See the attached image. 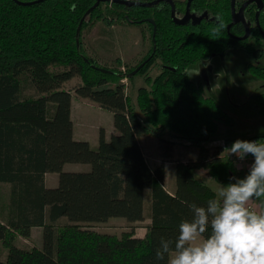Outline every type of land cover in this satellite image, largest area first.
I'll return each instance as SVG.
<instances>
[{
	"label": "trees",
	"instance_id": "16d2710c",
	"mask_svg": "<svg viewBox=\"0 0 264 264\" xmlns=\"http://www.w3.org/2000/svg\"><path fill=\"white\" fill-rule=\"evenodd\" d=\"M95 3L0 0V243L7 249L0 264H163L155 259L160 238L174 240L180 221L190 218L188 205L206 206L216 195L194 170L208 169L219 183L246 175L225 154V146L213 152L205 147L219 126H233L234 118L187 68L234 48L261 59L264 12L261 28L253 26L251 36L239 40L232 35L244 33L242 24L233 26L232 35L227 31L231 0H194L193 10H208L219 21L188 25L175 24L167 5L159 10L104 2L85 16ZM103 6L122 23L143 27L146 19L156 21V49L153 43L136 75L145 74L155 59L161 70L154 79L147 75L150 87L138 89L137 104L121 82V71L87 55L81 33L77 36L84 16L81 32L104 18ZM139 65L125 67L126 73ZM249 70L264 79V66L251 63ZM74 77L81 82L67 90L64 84ZM73 97L113 114L117 132L107 139L101 128L97 149L74 138ZM255 101L264 116V91ZM166 132L200 149L196 159L175 162L173 192L166 187L165 162L152 165L140 142L145 135L158 137L161 146L168 144L170 159L179 143L166 139ZM248 140L264 142V136ZM68 163L85 164L87 171H65ZM48 173L59 175L57 186L48 184ZM4 185L10 188L6 202ZM114 217L151 223L144 237L135 235L134 224L121 235L94 229ZM34 227L43 229L42 247L18 246L16 240L30 239Z\"/></svg>",
	"mask_w": 264,
	"mask_h": 264
},
{
	"label": "rangeland",
	"instance_id": "374dc122",
	"mask_svg": "<svg viewBox=\"0 0 264 264\" xmlns=\"http://www.w3.org/2000/svg\"><path fill=\"white\" fill-rule=\"evenodd\" d=\"M106 8L103 6L102 11L105 14L103 19L99 18L95 24L88 27L85 26L81 32V41L87 55L97 59L104 67L121 71L123 75L121 82L125 84L126 91L132 97L133 104H137L138 89L142 86L150 87V84L148 83L147 85L146 83L147 75L154 79L161 70L160 60L155 59L145 74H138L132 79L126 77V74H128L125 73L127 72L126 68H134L151 54L150 26L146 23L143 27H139L129 23H122V21L117 19L114 20L106 12ZM215 56L214 58L218 59L213 62L210 68H207L210 82H205L206 89L215 96L219 105L235 119L233 126L230 125V128L219 129L211 140L204 142L205 147L209 148L211 152L217 145L230 147L233 141L226 142L228 138L249 139L264 133V116L259 113L255 101L256 96L264 91V79L253 75L249 70L251 63L264 66V55L261 59L256 60L243 49L234 48L223 53V55ZM118 58H122L121 61L124 64L119 63L117 61ZM195 68L196 66L188 67L187 72L196 80ZM78 78L80 77L72 79L70 83H67L68 86L76 85L79 82ZM86 103L91 105H86ZM84 107L79 124L89 128V133H92L91 136L93 137L92 142L94 143L95 140L99 139L101 128H104L106 134L111 137L112 129H114L113 114L108 110L98 108L99 105L90 100L84 102ZM164 137L168 140H175L171 138L168 132L165 133ZM143 140L141 139L140 142L144 144V150L149 161L153 165H157L165 158L164 160H167L168 163L169 174H173L176 161H182L183 158L188 159L200 150L197 147L188 146L186 141L175 140L186 147H175L177 144L173 146L172 155L169 159V157H166V152H168L169 148L168 144L160 145L159 148H156L153 147V144ZM176 148L177 151H175ZM225 154L229 155L227 150ZM251 162L252 159H247L241 164H234L238 165L241 172L247 174L248 166ZM83 166L79 170L87 171V165H85L86 167ZM194 175L198 180L203 182L205 180L207 185L211 186L217 193L222 186L221 184H227L219 183L212 179L208 169L205 168L195 169ZM166 187L169 189V184ZM2 189L4 192L9 193L10 188L8 185H4ZM4 201L6 202V200ZM62 223L64 224L65 222ZM132 224L134 223L128 222L125 218L114 217L105 223L95 224L94 229L99 232L121 235L123 231L130 230ZM146 224H148V220L137 222L134 226L143 232L142 228ZM19 238L17 239L18 241L16 240V242L20 243L19 245L26 244L30 246L29 242L21 240L24 244L21 243ZM34 239L36 242H40L41 237L37 231L34 233ZM6 253L7 249L0 243V256L5 257Z\"/></svg>",
	"mask_w": 264,
	"mask_h": 264
},
{
	"label": "clouds",
	"instance_id": "9594fccd",
	"mask_svg": "<svg viewBox=\"0 0 264 264\" xmlns=\"http://www.w3.org/2000/svg\"><path fill=\"white\" fill-rule=\"evenodd\" d=\"M226 150L241 161L253 158L247 174L221 184L206 206L189 204L190 218L180 221L175 239L160 238L155 250L157 261L264 264V213L248 207L250 200L264 197V142L236 139Z\"/></svg>",
	"mask_w": 264,
	"mask_h": 264
},
{
	"label": "crops",
	"instance_id": "0c3cea01",
	"mask_svg": "<svg viewBox=\"0 0 264 264\" xmlns=\"http://www.w3.org/2000/svg\"><path fill=\"white\" fill-rule=\"evenodd\" d=\"M84 47V46H83ZM216 57V56H214ZM214 57H211L210 59H206L205 61H203V65L202 64H199V65H196V68H195V74L197 75L196 77V81H201L204 86H205V92L207 93V95L213 97L215 100V96L212 95L211 93H209L208 89H206V83L205 82H210L209 80V76H208V71H207V68H210L213 64V62L216 61V59L218 58H214ZM122 59V58H121ZM191 67V66H190ZM189 76L191 77L190 73L188 72ZM76 78V77H74ZM72 78V79H74ZM192 78V77H191ZM71 80H69L68 82H66L64 84V87L67 89V90H71L73 89L74 86L78 85L80 82H81V79L78 78L79 82L74 85V86H68L67 83H70ZM195 80V79H194ZM263 88H264V84H263ZM88 102L89 100L87 99H83V98H78V97H73L72 99V111H71V117H72V120H73V123H74V138L76 140H87L90 142L91 146L94 148V149H97L98 145H99V139L98 140H95V142L93 143L92 142V139L93 137L91 136L92 133H89V128L87 126H81L79 123L81 121V115H82V112L84 111L85 107H84V102ZM86 105H91V104H87ZM98 108H101V107H98ZM103 109V108H101ZM105 110V109H104ZM229 113V112H228ZM87 114V113H86ZM230 114V113H229ZM235 119V118H234ZM221 128H230V126H226V125H220L219 126V129L221 130ZM117 130L115 129H112V134L116 133ZM85 133V134H84ZM262 135H264V133H262ZM262 135H255L256 136H262ZM106 137L107 139H109L110 137L106 134ZM143 140V141H147L149 144H153V147H156V148H159V146L161 145V142H160V139L156 136H152V135H145L144 137H141L140 140ZM227 140L229 141H232V140H236L235 138H228ZM142 143V142H141ZM143 146V149H144V144H142ZM177 146H182L183 148L186 147L184 146V144H177L175 147ZM215 150V149H214ZM145 151V150H144ZM177 151V148L176 150ZM199 153H200V150L198 153H194V155L190 156V158L188 159H184L183 158V161H188V160H192V159H196L198 156H199ZM148 157V156H147ZM149 159V158H148ZM162 162H165V168H166V186L169 184V191L173 192L175 191V188H176V185H175V178H174V174H175V166H174V172L173 174H169L168 173V163L167 161H160V163ZM158 163V164H160ZM172 163V162H171ZM174 163V162H173ZM74 164V165H73ZM152 164V163H151ZM84 165V166H83ZM153 165V164H152ZM172 165V164H171ZM86 167L85 164H81V163H68L65 165L64 167V170L65 171H82V170H79L80 167ZM155 166V165H154ZM211 177V176H210ZM212 178V177H211ZM52 179V180H51ZM58 179H59V175L57 173H48L46 175V180L48 182V184L52 187L54 186H57L58 185ZM213 179V178H212ZM215 180V179H214ZM202 181V180H201ZM216 181V180H215ZM205 182V180H204ZM218 182V181H217ZM206 183V182H205ZM207 184V183H206ZM211 187V186H210ZM216 191V190H215ZM217 193V191H216ZM3 199L6 200L7 199V193L5 192L4 193V196H3ZM248 205H251L253 206L254 210L257 211L258 213H264V199H252L249 201ZM149 205H148V209H147V214L149 213ZM148 220V224H146V226L144 228H142L143 232L138 230V228H135V235L138 236V237H144L146 235V232H147V226L151 223V220L150 219H147ZM129 230V229H128ZM35 231H37V233L40 235L41 239H40V242H36L35 239H34V233ZM126 231V230H125ZM201 239H203V237H201ZM19 240H23L24 242H29L30 243V246H38V247H42V244H43V229L41 227H34L32 229V235H31V238L30 239H25V238H19ZM18 241V240H17ZM23 241H21V243H23ZM33 242V243H32ZM18 246H27L26 244L24 245H19L20 243L16 242Z\"/></svg>",
	"mask_w": 264,
	"mask_h": 264
},
{
	"label": "water",
	"instance_id": "95a60500",
	"mask_svg": "<svg viewBox=\"0 0 264 264\" xmlns=\"http://www.w3.org/2000/svg\"><path fill=\"white\" fill-rule=\"evenodd\" d=\"M14 1H16L17 3L22 4V5H32L35 3L42 2L44 0H32V1L14 0ZM191 1L192 0H189L185 15L182 19H179L176 17V9H175V4H174L173 0H153V1H149V2H140V1H134V0H96V3L86 12L85 16L88 15L100 3H104V2L121 4V5H125L127 7H133V6L153 7L154 5H157L161 2H167L171 5V9H172L171 15H172V18H173L175 23H177L179 25H186L190 22L192 24H199L200 22H202L204 19L207 18V14H203V15L198 16L196 13L191 12V8H190ZM252 2H257V4H258V12L256 14V18H257V24L259 25V15L263 9L262 0H247L241 6V8L238 11H236V0H232V22H231V24H229L228 28L230 29L233 25L242 22L245 26L246 34L242 37H239L238 39H240V40L246 39L250 35L251 22L246 21V19H245V9ZM84 17L81 20L80 25L77 29V36H79V34L81 33V28L83 25ZM146 20L154 23V21L152 19H146ZM78 41H79V39H78ZM147 61L148 60H146L145 62L140 64L136 69H134L132 72L127 74V78H132L133 76H135L140 71V69L145 65V63Z\"/></svg>",
	"mask_w": 264,
	"mask_h": 264
},
{
	"label": "flooded vegetation",
	"instance_id": "af4514ba",
	"mask_svg": "<svg viewBox=\"0 0 264 264\" xmlns=\"http://www.w3.org/2000/svg\"><path fill=\"white\" fill-rule=\"evenodd\" d=\"M134 1H140V2H149V1H153V0H134ZM247 0H236V11H238L240 8H241V6L246 2ZM173 2H174V4H175V9H176V17L177 18H179V19H182L183 17H184V15H185V12H186V9H187V5H188V2H189V0H173ZM193 2H194V0H192L191 1V5H190V8H191V12H194V13H196L198 16H200V15H203V14H207V18L206 19H204L203 21H202V23L204 22V21H213V22H218L219 21V18L217 17V15H214L213 13H211V12H209L208 10H203V11H199V10H193V8H192V5H193ZM105 3H111V2H105ZM262 3H263V9H262V11L260 12V15H259V25L257 24V18H256V14H257V12H258V4H257V2H252V3H250L247 7H246V9H245V19H246V21H250L251 22V27H250V35L247 37V38H249L250 36H251V33H252V27L253 26H256V27H258L259 29L261 28V22H260V18H261V14L264 12V0H262ZM112 4V3H111ZM164 5H167L169 8H170V17H171V19L173 20V18H172V15H171V13H172V9H171V5L169 4V3H167V2H161V3H159V4H157V5H154L153 7H149V8H157V9H161ZM134 7H142V6H133V7H128V8H134ZM253 12L255 13V15H253L252 16V14H253ZM231 14H232V0H231ZM153 20V19H152ZM154 21V23H152V22H149L148 21V25L150 26V31H151V33H150V39H151V44H152V46H153V43H154V48H153V51L156 49V32H157V24H156V21L155 20H153ZM173 22H174V20H173ZM175 23V22H174ZM175 24H177V23H175ZM188 24H192L191 22L190 23H188ZM188 24H186V25H188ZM231 24V23H230ZM238 24H242L243 26H244V24L242 23V22H240V23H238ZM177 25H179V24H177ZM235 25H237V24H235ZM235 25H233V26H235ZM233 26L229 29L228 27H227V31H228V33H230L231 32V30H232V28H233ZM151 28H153V31H152V29ZM244 28H245V26H244ZM231 34V33H230ZM246 34V30L244 31V33L242 34V35H238V36H234V35H232V37H234V38H236V39H238L239 37H242V36H244ZM262 35H263V40H264V32L262 31ZM246 38V39H247ZM240 40V39H239ZM242 40H245V39H242ZM156 52V51H155ZM221 55V54H220ZM223 55V54H222ZM219 56V55H218ZM212 57H214V56H212ZM206 59H208V58H206ZM206 59H204V60H201V61H199L197 64H195V65H192V66H196V65H199V64H204L203 63V61H205ZM191 66V67H192Z\"/></svg>",
	"mask_w": 264,
	"mask_h": 264
},
{
	"label": "built area",
	"instance_id": "2783aa9c",
	"mask_svg": "<svg viewBox=\"0 0 264 264\" xmlns=\"http://www.w3.org/2000/svg\"><path fill=\"white\" fill-rule=\"evenodd\" d=\"M126 73V72H125ZM127 75V74H126ZM127 77V76H126ZM127 79V78H126ZM230 159H232L233 160V162L235 163V164H241V163H243V162H245L247 159H253L251 156H249V157H247L245 160H243V161H241V160H239L236 156H230V155H228V154H226ZM236 166H238V165H236ZM248 207L251 209V210H254V208H253V206H251V205H248ZM255 211V210H254Z\"/></svg>",
	"mask_w": 264,
	"mask_h": 264
}]
</instances>
